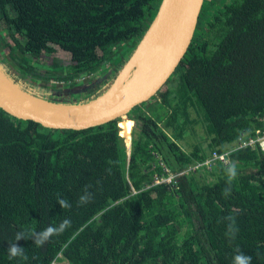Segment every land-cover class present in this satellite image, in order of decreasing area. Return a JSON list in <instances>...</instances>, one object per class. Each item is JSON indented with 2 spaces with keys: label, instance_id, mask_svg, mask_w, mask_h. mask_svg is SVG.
<instances>
[{
  "label": "trees",
  "instance_id": "trees-1",
  "mask_svg": "<svg viewBox=\"0 0 264 264\" xmlns=\"http://www.w3.org/2000/svg\"><path fill=\"white\" fill-rule=\"evenodd\" d=\"M160 1L0 0V45L37 79L95 76L85 90L97 95L105 62L124 58ZM129 115L128 152L119 118L51 130L0 109V264H233L238 251L264 264V151L236 145L264 130V0H204L180 63ZM65 218L43 245L30 237ZM17 233L24 254L9 259Z\"/></svg>",
  "mask_w": 264,
  "mask_h": 264
},
{
  "label": "water",
  "instance_id": "water-1",
  "mask_svg": "<svg viewBox=\"0 0 264 264\" xmlns=\"http://www.w3.org/2000/svg\"><path fill=\"white\" fill-rule=\"evenodd\" d=\"M203 1L161 0L147 30L106 88L82 100L42 97L20 85L0 65V109L51 130L86 129L123 117L135 125L131 110L151 99L180 63Z\"/></svg>",
  "mask_w": 264,
  "mask_h": 264
},
{
  "label": "rangeland",
  "instance_id": "rangeland-1",
  "mask_svg": "<svg viewBox=\"0 0 264 264\" xmlns=\"http://www.w3.org/2000/svg\"><path fill=\"white\" fill-rule=\"evenodd\" d=\"M5 37L6 33H3ZM138 43V42H137ZM128 44L124 45V58L123 59H118L117 62H113L109 64L110 62L106 61L104 66L101 68L99 74L103 79H105L108 75H113L115 74L118 69L121 67V65L124 63V61L129 57L133 49L135 48L136 44ZM18 56H22L21 53H18ZM29 56V55H27ZM30 57V56H29ZM31 59L32 56L30 57ZM46 64H48L45 61ZM42 65L37 68H40L41 70H46L50 69L48 65ZM0 65L3 67V69L6 71V73L11 76L15 81H17L20 85L25 87L26 89L42 96L45 98H50L52 100H64V101H76V100H82L87 97H89L94 91L89 92L88 89L85 90V86H88L89 84H94L96 82V78L93 75L89 76V80L81 81L78 83H70V82H62V81H57L50 79L48 81L43 80V79H37L27 73H25L22 69V71L18 70L17 63L7 54L6 52L3 51L1 45H0ZM67 63H64V69H67ZM108 66V67H107ZM65 70L62 71L64 73ZM101 81V84L103 85V88L101 90L106 88L107 83L109 81L103 80ZM100 85V82L95 83L93 87ZM99 87V86H98ZM92 88V86H91ZM121 119H119L120 122ZM134 125L132 124L131 127ZM130 127V129H131ZM125 131H127V128ZM123 129V130H124ZM132 130V129H131ZM64 264V262H62Z\"/></svg>",
  "mask_w": 264,
  "mask_h": 264
},
{
  "label": "clouds",
  "instance_id": "clouds-1",
  "mask_svg": "<svg viewBox=\"0 0 264 264\" xmlns=\"http://www.w3.org/2000/svg\"><path fill=\"white\" fill-rule=\"evenodd\" d=\"M237 174L238 173L235 164L227 168V178L229 181L235 179L237 177ZM229 192L230 189L226 188L225 195H227ZM90 198H91V194L86 192L79 199L81 203H86ZM58 203L63 208H68L71 206L69 202L63 198L59 199ZM228 219L231 220V217H229ZM70 225H71V220L65 218L59 223L58 226L49 225L40 231H35V230L32 231L30 237L34 240L36 244L43 245L51 236L63 232L66 228L70 227ZM236 231L237 229L234 227V222L230 223L228 226V232L231 239L235 238ZM22 237L25 238L23 233H17L15 240L9 244V247L7 249L9 259L24 254L23 248L16 244V241H18ZM250 261H251V256L239 251L233 257V264H250Z\"/></svg>",
  "mask_w": 264,
  "mask_h": 264
},
{
  "label": "built area",
  "instance_id": "built-area-1",
  "mask_svg": "<svg viewBox=\"0 0 264 264\" xmlns=\"http://www.w3.org/2000/svg\"><path fill=\"white\" fill-rule=\"evenodd\" d=\"M117 128H118V126H117ZM131 129H132V127H131ZM119 135L123 138L124 144H125V146L127 148V151L129 152L130 146H131L132 130H130V133H129V142H127V139L128 138H126V137H124V136H122L120 134V129H119ZM248 144L249 145H251V144H254L255 145L256 144V145H258L260 147L261 150L264 151V130L261 133H257V134L255 133L254 136H251V137H249L247 139L241 138L236 143V145L238 147L244 146V145H248ZM212 157L213 158H219L225 164H228V160L224 156V154H216V153H214ZM211 160H213V159H208V160H206V161H204L202 163H196V164L192 165L190 168L191 169H196V168H198L202 164H206V165H208V167H210V161ZM190 168H188V169H190ZM171 180H172V175H170V174L169 175H166V176H160V177H155L154 178V182L155 183L162 182V181H164V182H170ZM62 262L63 261L53 260V261L50 262V264H62ZM64 264H67V263L64 262Z\"/></svg>",
  "mask_w": 264,
  "mask_h": 264
},
{
  "label": "bare ground",
  "instance_id": "bare-ground-1",
  "mask_svg": "<svg viewBox=\"0 0 264 264\" xmlns=\"http://www.w3.org/2000/svg\"><path fill=\"white\" fill-rule=\"evenodd\" d=\"M137 65H140V60L137 62ZM132 126V120H127L126 118H121L120 122H119V126H118V129H120V134L127 139V142H129V133H130V127ZM127 128V131H125L126 129L124 128ZM124 129V130H123Z\"/></svg>",
  "mask_w": 264,
  "mask_h": 264
},
{
  "label": "flooded vegetation",
  "instance_id": "flooded-vegetation-1",
  "mask_svg": "<svg viewBox=\"0 0 264 264\" xmlns=\"http://www.w3.org/2000/svg\"><path fill=\"white\" fill-rule=\"evenodd\" d=\"M112 75H108L107 77H108V80L107 81H109V79H110V77H111Z\"/></svg>",
  "mask_w": 264,
  "mask_h": 264
},
{
  "label": "crops",
  "instance_id": "crops-1",
  "mask_svg": "<svg viewBox=\"0 0 264 264\" xmlns=\"http://www.w3.org/2000/svg\"><path fill=\"white\" fill-rule=\"evenodd\" d=\"M76 101H78V100H76Z\"/></svg>",
  "mask_w": 264,
  "mask_h": 264
}]
</instances>
